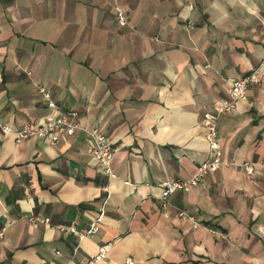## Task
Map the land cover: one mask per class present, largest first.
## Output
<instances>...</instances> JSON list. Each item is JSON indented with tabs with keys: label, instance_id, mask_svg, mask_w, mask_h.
<instances>
[{
	"label": "crops",
	"instance_id": "obj_1",
	"mask_svg": "<svg viewBox=\"0 0 264 264\" xmlns=\"http://www.w3.org/2000/svg\"><path fill=\"white\" fill-rule=\"evenodd\" d=\"M256 69L264 0H0V120L43 121L45 86L80 122L56 143L0 130V264H91L107 242L94 264H264V84L220 116L228 164L161 196L208 157L204 111Z\"/></svg>",
	"mask_w": 264,
	"mask_h": 264
},
{
	"label": "built area",
	"instance_id": "obj_2",
	"mask_svg": "<svg viewBox=\"0 0 264 264\" xmlns=\"http://www.w3.org/2000/svg\"><path fill=\"white\" fill-rule=\"evenodd\" d=\"M116 15L120 24L128 23L127 11L122 6L116 7ZM264 84V73L256 69L242 77L232 80L230 89L226 96L215 102L209 109L204 111L202 116V124L205 127V136L209 146L208 157L202 161L195 172L188 178H175L162 182V205L164 208L169 206V196L179 190L190 191L198 184L204 182L207 176L219 169L221 166L228 164L223 158V150L220 142L219 119L226 112L231 111L236 102L245 99L248 91L253 84ZM39 91L43 94L47 106L53 111L46 118L39 122L33 123L26 121L21 128L13 129L8 123L0 120V130L4 133H14L17 138H25L28 136H39L46 138L50 143H56L60 140H66L73 135L80 127L76 110H62L57 101L54 99L52 92L45 86H39ZM94 144L92 153L100 166V168L108 175L113 174L111 161L113 159L116 147L110 137L103 132H93ZM247 172L254 170L253 163L242 164ZM179 216L183 218L194 219L186 210H179ZM33 219L40 220L39 217ZM41 221L49 222V218L41 219ZM69 230L79 234L82 238L86 235L95 233L98 230L97 221H93L87 230L77 231L74 226ZM111 243L102 244L98 254L90 261L94 264L97 260L103 258L110 249ZM124 264H136L133 257L126 258Z\"/></svg>",
	"mask_w": 264,
	"mask_h": 264
}]
</instances>
